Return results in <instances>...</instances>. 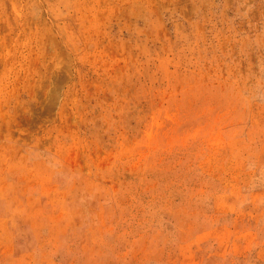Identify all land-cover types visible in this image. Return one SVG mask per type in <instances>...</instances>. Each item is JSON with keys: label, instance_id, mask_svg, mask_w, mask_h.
Segmentation results:
<instances>
[{"label": "rangeland", "instance_id": "rangeland-1", "mask_svg": "<svg viewBox=\"0 0 264 264\" xmlns=\"http://www.w3.org/2000/svg\"><path fill=\"white\" fill-rule=\"evenodd\" d=\"M0 264H264V0H0Z\"/></svg>", "mask_w": 264, "mask_h": 264}]
</instances>
